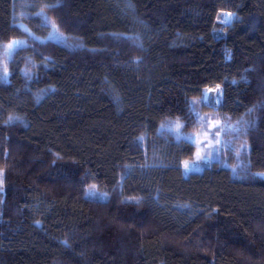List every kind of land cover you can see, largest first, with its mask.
I'll return each mask as SVG.
<instances>
[{
	"label": "trees",
	"instance_id": "obj_1",
	"mask_svg": "<svg viewBox=\"0 0 264 264\" xmlns=\"http://www.w3.org/2000/svg\"><path fill=\"white\" fill-rule=\"evenodd\" d=\"M215 87L241 131L185 177ZM0 170V264H264V0H0Z\"/></svg>",
	"mask_w": 264,
	"mask_h": 264
},
{
	"label": "snow or ice",
	"instance_id": "obj_2",
	"mask_svg": "<svg viewBox=\"0 0 264 264\" xmlns=\"http://www.w3.org/2000/svg\"><path fill=\"white\" fill-rule=\"evenodd\" d=\"M57 6L58 5H52L51 7H57ZM37 16L41 17V19L44 22V25L51 29V31L49 32V37H48L49 40L61 42V43H64L65 45H67V37H64L60 34V31H59V28L57 27V25L49 20V18L44 14L43 9H41V11L37 13ZM223 16H224V18L221 19L220 22L223 24H229L230 20L228 19V17H231L232 13H226V14H223ZM125 39H132V38L126 37ZM26 46H27L26 41L12 40L11 42L4 45L3 47L6 50L5 55L8 57H11L13 55V53L18 48H22V47H26ZM8 75H9L8 69H7V66L5 65V66H3V79L6 80L8 78ZM212 91H213V89H207L205 91V93H204V103L205 104H207L208 99H209V93H211ZM215 91H217V93H219L218 88ZM219 102L220 101L217 98L216 103L219 104ZM189 107L191 109L192 115L196 119V122L201 124L205 128H207L208 130L204 131L201 134H196L195 136H185L181 132V128H183L184 125L177 122L174 125H170L167 128V131L175 137L177 142L188 141L191 144L196 146V150L194 153L195 160L193 161V163L198 165V162H200L202 160L210 161L213 157V154H219L220 149L217 146L222 143L220 140L221 132H224L225 130H227L229 132H234V133L238 134L241 131V129L229 128L227 126L221 127L219 121H215V122L212 120L205 121L200 116L195 102H190ZM17 119H19V118L9 115L7 123H12V122H14V120H17ZM213 128L216 129L215 132H211V129H213ZM162 130H164L163 126H162ZM201 135L203 136V139H201ZM140 139L142 141L143 137H141ZM205 149H211L212 151L207 152L204 155H202V152H204ZM241 151H245V149L241 148ZM183 167H184L185 172L192 170L190 165H189V162L187 160H185L183 162ZM3 175H4V173L2 171H0V178H2ZM254 178L264 180V172L255 174ZM2 183H3V181H2V179H0V187H2ZM92 188H93V190L86 193V195L90 199L98 200V199L105 198L104 195H98L95 192V190H94L95 185H93Z\"/></svg>",
	"mask_w": 264,
	"mask_h": 264
},
{
	"label": "rangeland",
	"instance_id": "obj_3",
	"mask_svg": "<svg viewBox=\"0 0 264 264\" xmlns=\"http://www.w3.org/2000/svg\"><path fill=\"white\" fill-rule=\"evenodd\" d=\"M220 18H222V16ZM229 20H231V18ZM20 26H21V28H23L27 32H30V30L25 25L20 24ZM217 88L219 89V93H217V91H215ZM211 89H213V91L211 93H209V99H208V102L206 104V109H203V107L201 105V102L198 101L197 99H193L191 102H195L196 107H197V110H198L200 116L205 121H208V120H212L214 122L215 121H219L221 127L227 126L229 128H232V126L229 125L226 120L222 119V117L220 115V112L218 111V108H219V106L221 104V100H222V97H223L222 88L215 87V88H211ZM217 98L220 101L219 104L216 103ZM202 101H204V96H203V100ZM175 123H177V122H175ZM175 123L168 124L165 127H163V129H165V131H167V128L170 125H174ZM206 130H208V129L205 128L204 126H202L201 124H199V126L197 128H195V131L193 133L185 134L182 131L181 132L185 136H195L196 134H201V133H203ZM215 131H216V129H214V128L211 129V132H215ZM226 131L227 130H225L224 132H221V134H220V140H221L222 143L217 146L220 149L219 154H213V157H212V159L210 161L202 160V161L198 162V165L193 163V161L195 160V157H194V159L192 161H188L189 162V165H190V167H191L192 170L191 171H188V172H185V170H184L185 177H188L191 173L202 172L205 167L209 166L211 163L216 162V161H219V162L222 161L223 166L228 167L227 164L225 163V158L222 159V150L224 149V147H223V145H224L223 144V135H224V133ZM201 139H203V136L202 135H201ZM210 151H212V150L211 149H205L204 152H202V155H204L205 153L210 152ZM183 169H184V167H183ZM3 178L4 177H2L0 179H2V181L4 183V179ZM92 186L93 185H90V186L87 187V190H86L85 195H84L85 198L90 199L86 195V193L89 192V191H91V190H93ZM94 190H95V192L98 195H104L105 198L98 199V200H96V199H91V200H95V201H107L109 199V193H107L106 191L99 190L96 186H95V189Z\"/></svg>",
	"mask_w": 264,
	"mask_h": 264
},
{
	"label": "water",
	"instance_id": "obj_4",
	"mask_svg": "<svg viewBox=\"0 0 264 264\" xmlns=\"http://www.w3.org/2000/svg\"><path fill=\"white\" fill-rule=\"evenodd\" d=\"M229 18V17H228Z\"/></svg>",
	"mask_w": 264,
	"mask_h": 264
}]
</instances>
